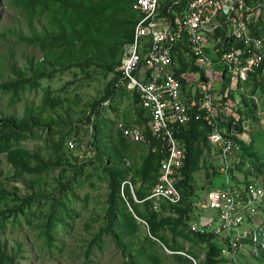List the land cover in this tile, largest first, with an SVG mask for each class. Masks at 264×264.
<instances>
[{
	"label": "rangeland",
	"instance_id": "rangeland-1",
	"mask_svg": "<svg viewBox=\"0 0 264 264\" xmlns=\"http://www.w3.org/2000/svg\"><path fill=\"white\" fill-rule=\"evenodd\" d=\"M23 1L0 0V264H206L207 244L181 212L139 197L151 194L155 175L141 178L149 146L121 134L146 124L136 101L125 92L115 105H101L126 47L116 51L108 39L86 44L90 32L111 29L105 19L111 14L100 13L109 0H86L83 12L75 10L81 0H28L35 10ZM123 17L134 18L130 30L136 27L133 7ZM194 73L200 84L202 72ZM7 83L16 87L4 88ZM240 93L234 99H243L240 119L250 124L247 151L264 156V80L242 84ZM198 133L189 175L194 204L204 201L209 184L227 190L225 179L214 177L217 158L205 130ZM119 171L122 184L113 198L109 172ZM147 204L158 221L167 219L159 235L146 219ZM238 264H264V255L248 254Z\"/></svg>",
	"mask_w": 264,
	"mask_h": 264
},
{
	"label": "built area",
	"instance_id": "built-area-1",
	"mask_svg": "<svg viewBox=\"0 0 264 264\" xmlns=\"http://www.w3.org/2000/svg\"><path fill=\"white\" fill-rule=\"evenodd\" d=\"M135 9L141 18L134 42L102 106L110 107L125 92L138 102L147 124L123 130L124 138L142 143L149 135L157 144L166 159L150 199L174 205L183 202L175 175L187 156L178 134L192 123L206 124L227 190L208 187L203 209L214 216L195 220L191 229L222 237V259L229 264L248 254L256 258L264 252L263 161L245 154L246 134L235 131L236 122L226 125L230 100L215 97H231V88L225 95L216 92L227 72L233 86L264 77V31L254 35L251 28L264 21V0H137ZM187 65L202 71L200 84L197 74L183 70Z\"/></svg>",
	"mask_w": 264,
	"mask_h": 264
},
{
	"label": "trees",
	"instance_id": "trees-1",
	"mask_svg": "<svg viewBox=\"0 0 264 264\" xmlns=\"http://www.w3.org/2000/svg\"><path fill=\"white\" fill-rule=\"evenodd\" d=\"M23 2L27 6L26 8L33 7V10L36 9V5H30L28 0H24ZM135 2H136L135 0H109V1H107L105 3L106 4L105 7H101L102 11L100 13H103V15H105V17L108 13L111 14V15H109V17L105 18V19H109L112 22V25L110 26L111 29H109L105 35H101L100 29L102 27L95 29L94 32H90V41L87 42L86 44L91 48V47H93L94 44L104 45L105 40L108 39L109 46L116 51H119L124 46L131 44L134 40V33H135L134 29L136 28L135 27L134 29L130 30V26L132 27L134 25V18H132V17L131 18L130 17L124 18L123 15L126 14L127 12H129V13L132 12V7H133V10H135ZM86 4H87L86 0H81L75 6V10L78 12H83ZM95 5L97 8L100 7L97 4H95ZM69 6H70L69 4H64L63 7L69 9ZM121 12H123V13H121ZM136 23L138 24V21L135 22V26H137ZM24 39L28 40V42H35L37 40L39 41V39H35V38H24ZM41 40H43V39L41 38L40 41ZM49 77L50 76L46 75V74L40 75L41 79H46ZM117 78L119 80L118 76H117ZM117 78H116L113 85H115L117 83V81H118ZM3 87L11 90V89L15 88L16 86L12 83H7V84L3 85ZM112 89H113V86H112ZM111 94H112V92L109 93V96L106 99L102 100L101 105L111 98ZM199 127L205 128L202 123H192L186 131L182 132L181 134H178V138L183 141L184 148L187 150L186 166L181 171V175L183 176V179L179 182V189L181 190V192L184 195V202L180 206L171 205L174 209L176 208L179 212H181L182 217L185 220L186 226L189 229H190L189 223L194 219L193 218L194 217V203L191 202V200L193 199L192 197L194 196V190L192 188L193 186L190 185L191 179H190L189 175L195 167V163L193 162L192 158H193V155L195 152L194 151V144L196 142H198L200 140V137H201V135L198 133ZM205 132H206V134H208L206 130H205ZM122 136H123V134H122ZM149 139L152 142V145L150 147V149H151L150 151H152L157 146V144L152 140V138L150 136H149ZM247 150H248V148H246V151ZM247 153L251 157L256 158L258 162L261 161V158L259 155L256 154L255 156H253L248 151H247ZM165 159H166V157L161 155L160 153H157V154L152 153V155L148 157V160L146 162V167H145L146 174H144L143 177H141V178H143L145 181H148L150 179L149 176L155 175L154 176L155 177L154 188L158 185V183L160 181L161 169H162V165H163ZM260 165H261V167H264V162H262V163L260 162ZM109 173H110L109 178H110V185H111L110 190H111V193L113 195V198H116V195L118 194V192H120V188H121V184H122L121 179H123L122 178L123 173L121 171L109 172ZM154 188H153V190H154ZM186 189L188 191H186ZM153 190H152V192H153ZM150 195L147 197L146 195L141 193L139 195V197L142 201L144 200V202H145L150 197ZM115 201H116V199L112 200V206L110 208L111 210H109V216L112 218V220L117 219V217L115 216V214H113V211H112ZM145 203H150V202H145ZM147 205H148L147 206L148 217H146V219L150 222V225L152 226V230H153L154 234L159 235V232L162 229V224H164L167 221V219L166 218L163 219L161 217L162 218L161 221H158L159 216L156 215V212H154V211L151 212L152 207L149 204H147ZM168 205H170V204H168ZM182 206L184 207V209L180 208ZM178 208H180L182 210H179ZM164 209H166V208H164ZM137 213H138L139 217L143 218V215L141 214V212L139 210H137ZM192 234L194 236H196L198 239H200V241L202 243L207 244V248L209 249V251H208L207 257H206V264H229L222 259V252H221V249L219 247L220 244H219L218 240L216 239V237L211 236V235L195 234L193 232H192ZM263 255H264V253H263ZM260 259H258V260H260Z\"/></svg>",
	"mask_w": 264,
	"mask_h": 264
},
{
	"label": "clouds",
	"instance_id": "clouds-1",
	"mask_svg": "<svg viewBox=\"0 0 264 264\" xmlns=\"http://www.w3.org/2000/svg\"><path fill=\"white\" fill-rule=\"evenodd\" d=\"M136 2H135V6H136V3H137V0H135ZM135 12L139 15V20H138V23H139V21H140V18H141V15L137 12V10L135 9ZM138 25V24H137ZM262 27V29H260ZM136 28H137V26H136ZM136 28H135V31H136ZM251 28H252V32H253V34L254 35H259V33L260 32H263L264 31V21H260V22H257V23H253V26H251ZM134 39H135V33H134ZM133 42H134V40H133ZM132 42V43H133ZM131 43V44H132ZM130 45V44H129ZM128 46V45H127ZM126 46V47H127ZM126 47H125V49H126ZM211 48V47H210ZM125 49H124V53H125ZM124 53H123V58H122V63H123V59H124ZM211 53V52H210ZM190 64V63H189ZM122 66V65H121ZM183 70L185 71V72H188V73H194L195 71H197V70H199V68H194L193 66H190V65H187L186 67H184L183 68ZM201 71V70H200ZM226 71V70H225ZM202 72V71H201ZM227 72V71H226ZM228 73V72H227ZM227 73L224 75V77H222V78H219V80L217 81V83H222V88L221 89H217V84H216V92H218V96H220V95H225V93H226V91H227V89H229V88H231L232 89V94H231V97H229L230 99H226V98H224V97H215L216 98V100H225V101H229L230 100V112L228 113V116H227V122H226V125H227V127H229V126H231L234 122H236V125H235V127H234V129H235V131L238 133V134H240L241 136H243V134H246L245 136L247 137V142L246 143H243V149H244V152H245V154L247 155V156H249L250 158H253V159H255V160H257L256 158H254V157H251L248 153H247V151H246V148H248V146H249V141H250V138L248 137V133H249V131H250V124H249V122H245V121H242L241 119H240V117L242 116V109H241V104H242V106H243V99L241 98V100H238V99H234V97H235V93H238V94H240L241 95V93H240V88H241V85L242 84H246V83H250V82H252V81H254L255 79H262V80H264V77H259V76H253L252 78H249L247 81H243V82H239V83H237V85H235V86H233L232 85V81L230 80V78L228 79V76H229V74L227 75ZM195 75H196V73H194ZM119 75V74H118ZM117 80H118V78H117ZM195 85V84H194ZM113 88H114V85H113ZM112 93H113V89H112ZM120 96H122V95H119V97ZM130 97V96H129ZM131 98V97H130ZM118 100H119V98H118ZM118 100L116 101V102H113V104L115 105L117 102H118ZM135 100V99H134ZM108 101V100H107ZM136 101V100H135ZM137 103V105H138V102H136ZM112 104V105H113ZM138 108H139V105H138ZM139 112L141 113V114H143V112H141V110H140V108H139ZM144 115V114H143ZM144 120L146 121V118H145V116H144ZM146 123H147V121H146ZM203 124V123H202ZM146 125V124H145ZM145 125L143 126V127H145ZM203 126L205 127V128H202V129H204V130H206L207 131V137H208V140H209V143H210V147H211V155L212 156H214L215 158H217V156H216V150H215V148H214V146H213V144H212V142H211V140H210V128L205 124H203ZM243 126H248L249 127V129L247 130V131H244L243 130ZM236 127L238 128V130H236ZM136 128H139V127H136ZM133 129H135V128H133ZM144 129V128H143ZM123 130H131V129H123ZM121 133L123 134V131H121ZM123 137H124V134H123ZM151 137V136H150ZM126 139V138H125ZM127 140H129V139H127ZM153 140V139H152ZM154 141V140H153ZM132 142V141H131ZM132 143H134V142H132ZM134 144H145L146 146H149V148L151 147V145H152V142L150 141V139H149V136H147V142H142V143H134ZM152 152L154 153V154H157V153H160L159 152V148L156 146L153 150H152ZM161 154V153H160ZM162 155V154H161ZM164 156V155H163ZM260 158H261V161H263L264 162V156H262V155H260ZM186 162H187V156H186V160L184 161V166L181 168V169H179V170H177V172H176V180H177V184H178V188H179V182L183 179V176L181 175V171L185 168V166H186ZM215 166L217 167H215L214 168V177H216V175L218 176V178H222L221 176H220V174H219V171H220V169H221V166H220V162H219V160L218 159H216V163H215ZM218 169V170H217ZM161 171H162V169H161ZM160 178H161V174H160ZM159 183H160V181H159ZM158 183V184H159ZM158 186V185H157ZM156 186V187H157ZM209 186H211L212 188H214V189H221V187H217L216 186V184H212V185H208V186H206V187H204L203 188V190H204V193L206 192V194H205V197L203 198V200L204 201H202V200H198V202L196 203V204H194V219L189 223V225H190V229H191V223L192 222H194L195 220L196 221H200V219L202 220V219H206L207 218V216H206V214H204L205 213V210L203 209V206L205 205V203H206V199H207V195H208V193H209V190H208V187ZM155 187V188H156ZM155 188H154V190H155ZM154 190H153V192H154ZM180 190V189H179ZM153 192L151 193V195H150V197L145 201V202H154V201H160V202H164V203H167V204H170V205H173V206H180L183 202H184V195H183V193L181 192V190H180V192L182 193V195H183V202L181 203V204H179V205H174V204H171V203H168V202H165L164 200H151L150 198L152 197V195H153ZM144 202V203H145ZM191 231L193 232V230L191 229ZM193 233H195V232H193ZM195 234H201V233H195ZM201 235H211V236H214V237H218V236H215L214 234L212 235V234H201ZM219 242V247H220V249H221V242L220 241H218ZM263 253L264 252H262V254H260L258 257H256V258H254L255 260H258V259H260L261 258V256L263 255ZM244 258V257H243ZM242 258V259H243ZM241 259V260H242ZM238 264V263H237Z\"/></svg>",
	"mask_w": 264,
	"mask_h": 264
},
{
	"label": "water",
	"instance_id": "water-1",
	"mask_svg": "<svg viewBox=\"0 0 264 264\" xmlns=\"http://www.w3.org/2000/svg\"><path fill=\"white\" fill-rule=\"evenodd\" d=\"M236 130H238V128L236 127Z\"/></svg>",
	"mask_w": 264,
	"mask_h": 264
},
{
	"label": "crops",
	"instance_id": "crops-1",
	"mask_svg": "<svg viewBox=\"0 0 264 264\" xmlns=\"http://www.w3.org/2000/svg\"><path fill=\"white\" fill-rule=\"evenodd\" d=\"M260 29H262V27Z\"/></svg>",
	"mask_w": 264,
	"mask_h": 264
}]
</instances>
